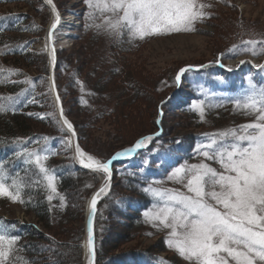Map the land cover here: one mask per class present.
I'll use <instances>...</instances> for the list:
<instances>
[{
    "label": "rangeland",
    "instance_id": "rangeland-1",
    "mask_svg": "<svg viewBox=\"0 0 264 264\" xmlns=\"http://www.w3.org/2000/svg\"><path fill=\"white\" fill-rule=\"evenodd\" d=\"M8 1H0V20L6 19V22L0 23V69L2 62L7 61L6 65L18 68L23 77L19 93L12 95L4 91V94L6 97H18L19 102L9 108H18L19 114L41 122L31 132L38 136L30 140L20 136L18 147L12 150L16 154L25 150L48 149L45 153L48 159L44 164L56 177L58 193L51 201L48 200V205L52 211L64 210L65 236L62 233L58 238L47 232L34 215L25 212L22 203L12 202L6 197H0V218L32 227L44 237L36 238L38 245L57 251V254L41 253L36 264L53 261L70 264L74 257L76 264H86L84 244L88 238L90 218L87 215L88 203L106 180L108 184L110 178L109 193L112 189V194L101 205L98 224L99 243L102 252H107L99 257L98 264H123L127 258L124 256L135 252H150L167 264H187L167 247V231L157 230L146 222L143 213L153 204L149 208L145 206L146 209L139 205H143L146 197L154 201L143 189L154 182L159 187H180L168 181L167 177L173 167L200 161L194 150L198 143L205 140L206 134L225 132L254 119L238 109L235 101L242 97L249 78L264 86V68L256 67L264 65L261 45H257V55L241 50L245 47L242 41L264 40V0H200L211 7L205 9L209 15L194 24L195 31L153 35L143 40L131 39L127 31L115 36L103 29L86 27L102 23V18L97 13L95 21L88 19L90 9L85 0H53L64 24L49 38L48 28L55 14L47 0ZM11 19L16 29L19 28L18 32L5 31ZM50 42L58 50L54 84L62 104L63 117L73 125L78 145L84 153L104 162L111 153L131 147L143 136L155 137L146 148L150 150L147 155L138 156L133 162L138 170L134 166H116L111 177L87 171L92 176L82 178L85 187L72 192L69 199L63 201L60 200V196L64 195L60 191L59 176L66 168H77L79 160L75 153L74 136L65 126L61 131L60 107L50 80ZM15 47L26 48L24 56L27 61L23 62L25 58L19 54L2 58L6 51ZM241 61L245 63L241 64ZM201 65L205 67H198ZM186 66H197L191 71L198 70L199 75L190 76L185 85L183 77L189 71L184 73L177 92L170 93L175 74ZM215 66L232 73L233 81L230 82L217 70H210ZM28 80L31 83H25ZM14 84L16 82L12 80L7 86ZM21 92L24 95L18 96ZM172 94L175 97L161 107ZM200 100L204 101L203 118L199 111L192 108ZM0 103L9 105L11 102L0 100ZM152 159L154 166L151 165ZM8 160L12 164L9 175L12 170L14 175H20L23 164L25 168L31 167L28 172H34L29 180L25 179L26 182L31 185L33 180H42V176L37 175L38 169L25 164L22 157L16 155ZM145 160L150 163L145 165ZM51 163L58 166L56 170L50 167ZM59 167L65 171L60 172ZM136 171L158 178L144 182L146 185L143 188L138 185L141 177ZM45 183L28 187L41 189L47 197L49 192ZM132 214L141 216V219L129 218ZM65 219L69 223L66 224ZM70 238L74 241H68ZM29 241L23 238L20 247L16 246L12 264L36 261V257L24 249L23 245ZM115 247L117 251L113 250Z\"/></svg>",
    "mask_w": 264,
    "mask_h": 264
},
{
    "label": "snow or ice",
    "instance_id": "snow-or-ice-1",
    "mask_svg": "<svg viewBox=\"0 0 264 264\" xmlns=\"http://www.w3.org/2000/svg\"><path fill=\"white\" fill-rule=\"evenodd\" d=\"M47 3L52 5L55 14L51 24V30H54L60 16L53 0H47ZM85 3L90 9L88 19L95 21L97 13L102 18V23L86 27L103 29L115 36L127 31L131 39L140 40L153 35L195 31L194 24L208 16L205 9L211 7L200 0H85ZM51 30L49 37L52 36ZM242 44L245 47L241 50L253 55L258 54L257 45H261V51H264V40H246ZM52 58L54 62V50ZM194 67L197 66H186L179 70L175 77L177 85L182 75ZM256 67L264 68V65ZM12 71L9 70L10 73ZM3 82L0 80V83ZM52 89H55L54 83ZM23 95V92L18 94ZM59 99L57 95V102ZM0 100L11 102L9 105L0 103V112L19 102L18 97L12 96L0 97ZM235 104L245 115L254 119L225 132L206 134L205 140L198 143L194 150L200 161L173 167L167 177L168 181L180 187H159L154 182L143 189L154 201L151 209L143 213L146 222L157 230L167 231V247L187 264H264V86L257 85L249 78L247 88ZM192 108L199 111L203 118V100L194 103ZM60 116L61 131L66 126L75 135L73 125L63 118L62 108ZM156 122L160 123L159 120ZM44 139L48 140L47 137ZM154 139L153 135L143 136L106 162L84 153L78 144L75 153L84 168L110 177V166L114 160L136 155ZM47 152V148H41L25 150L16 155L22 157L25 164L38 169L37 175L42 176V180H33L31 185L46 182L44 186L49 192L47 199L51 201L58 193L56 177L44 164L48 159ZM149 163L144 161L145 165ZM31 185L19 173L10 176L0 163V197L23 204L24 189ZM105 187H101L93 196L90 205L87 248L93 256L91 216L96 212L97 197L105 192ZM60 200L63 201L64 197L60 196ZM18 239V236L9 235L8 226L0 222V264H12Z\"/></svg>",
    "mask_w": 264,
    "mask_h": 264
},
{
    "label": "trees",
    "instance_id": "trees-1",
    "mask_svg": "<svg viewBox=\"0 0 264 264\" xmlns=\"http://www.w3.org/2000/svg\"><path fill=\"white\" fill-rule=\"evenodd\" d=\"M9 2L8 0H6V3ZM1 21L6 22V19H2ZM8 32H18L19 28L16 29V27L13 24V20L11 19L9 22V27L5 30ZM2 31V32H5ZM1 32V33H2ZM25 50L26 48L23 50V47H15L12 50H8L6 51V55H2V58L5 57H12L14 54H19L21 57H24L25 60L27 61V57L24 56L25 54ZM22 51V53L20 52ZM10 53V54H8ZM26 55V54H25ZM222 55V54H220ZM218 55V57L220 56ZM11 62V61H10ZM7 61H3L1 64V69L3 70L2 72H0V80H3V83H0V97H6V95L4 94L8 92L12 95H15L17 93L20 92L21 86L22 84L20 83V79H22V75L20 74V71H17L18 68L16 67H10L8 65H6ZM28 65H30L29 62H27ZM8 66V67H7ZM17 66V65H16ZM13 70L11 73L9 72V70ZM210 70H217L219 72H221L224 77H227L228 80L230 82L233 81V76L227 72L222 71L221 68L215 66V68L213 67ZM196 76L199 75V72H194V71H189L184 77H183V81L186 85V83L189 80L190 76ZM175 77L176 74L173 78V89L171 90L170 93H172L174 90L177 89L178 85L175 82ZM198 78V77H197ZM14 81L16 82V84L14 85H10L7 86V84L10 81ZM235 89V87L233 88V90ZM3 93V94H2ZM18 108L16 109H12V108H8V110L4 111V112H0V158H2L3 160H5L3 163L5 170L8 172V170L12 167V164L6 160V156L7 155H11V157L13 158L14 153H12V149L15 147H18V140L21 137L23 138H27V140H30L31 138H35L36 136H38L37 134L33 135V132L35 130V127L37 124H41L40 120H30V118L28 116H26V114H19L18 113ZM134 145V144H133ZM119 150L111 153L105 160L104 162H106L107 160H109L115 153H117ZM150 151L148 149L143 150L140 154L139 157L142 158V156L145 154L147 155V152ZM156 163V162H155ZM132 165V167L136 164H134L133 162L130 164ZM152 166H154V159H152ZM120 166V165H118ZM124 166H127V164H124ZM50 167H52L53 170L57 169V165H54L53 163L50 164ZM62 167H59V171L61 172ZM124 168V169H126ZM134 169L138 170L139 167L138 166H134ZM13 169V168H12ZM24 170V171H23ZM29 170H31V167H22L21 168V173L20 175L23 176L24 174H26L25 179L29 180L30 179V175H33V171L28 172ZM65 171V170H63ZM15 171L12 170L10 176L14 175ZM137 174V176H140L141 178L139 179V181H141L140 183H138V185L140 187H143L146 185L144 182H152V180L158 178V177H154V176H150L147 177L143 174H139L140 172H135ZM90 177L92 175L88 174L87 171L85 170H80L77 168H74V166L71 167V169L66 168V171L64 172V174L59 176V187H60V191L61 193L64 195V199H69V196L72 192H78L80 189H82L83 187H85V184L82 183L83 177ZM11 181L9 180L8 183H10ZM112 194V189L110 190V193L108 195L107 198H105L104 200L101 201V203L98 206V212H97V217H96V255H97V264L99 263V257H102L103 254H106V252H102V248L100 246L99 243V233H98V224H99V216H100V210H101V205L110 197V195ZM23 199L25 200V203H23V207L25 209V212H27V214L29 215H34V217L38 220L39 224H42L43 228L49 232L52 233L53 235L55 234V237H58L60 234H64L65 236V229H66V225H63L64 220L63 218L65 217L64 214H62V212L64 210H59L61 211L59 213V211L54 210L52 211V209L50 208V206L48 205V199L46 197V194L44 192L41 191V189H38L37 187H32V188H25L24 192H23ZM146 196H144L145 198ZM153 204V202L151 201V199L149 200L147 197L144 200L143 205H139V207L141 208L143 206V209L149 208V206H151ZM146 206V208H145ZM59 213V214H58ZM135 216L130 215L129 218H134V219H141V216H138L137 214H134ZM65 223H69V220L65 219ZM0 222H3L6 226H8V234L9 235H15L18 236L19 239L17 241V247L21 245V240L23 238H28L30 241L28 244H24V249L25 251L30 254V255H34L33 257H36V261L35 260H30L32 262H26V264H34L33 262L38 263L39 262V257L41 253H46V252H50L52 254H57V251L54 249H49L48 246H41L38 245L35 240L36 238H44L42 235H39L37 233V231L35 229H33L32 227H27V226H22L21 224H18L17 222L14 221H9L4 219L3 217L0 218ZM12 225H15V227H11ZM62 234V235H63ZM59 238V237H58ZM68 241L72 242L74 241L73 239H68ZM27 245V246H26ZM32 245V246H31ZM38 247H40L38 249ZM65 248H67V245L65 246ZM20 249V248H19ZM114 251H117L118 248H113ZM40 251V252H39ZM66 255V254H65ZM64 255V256H65ZM63 256V257H64ZM74 257V256H73ZM125 258L126 260L123 262V264H156L158 262L162 263V264H167V262L162 261V260H158L157 258L154 257V255H152L150 252H135L132 254H129ZM46 264H57L56 262H48ZM70 264H76V259L74 257V260L72 259V262H70ZM122 264V263H120Z\"/></svg>",
    "mask_w": 264,
    "mask_h": 264
},
{
    "label": "water",
    "instance_id": "water-1",
    "mask_svg": "<svg viewBox=\"0 0 264 264\" xmlns=\"http://www.w3.org/2000/svg\"><path fill=\"white\" fill-rule=\"evenodd\" d=\"M48 6L50 7L51 5H49L48 4ZM53 50H54V53H55V61L53 62V64H52V67H51V74H50V80H51V84H53L54 83V70H55V67H56V62H57V60H56V51H55V49L54 48H51V51L53 52ZM54 92H55V94H56V96H57V91H56V88L54 89ZM58 104H59V107H60V110H61V108H62V104H61V101H60V99H59V102H58ZM64 118V117H63ZM60 119L62 120V118H61V116H60ZM66 127V126H65ZM66 129H67V127H66ZM69 131V130H68ZM71 134H72V132L71 131H69ZM75 132V131H74ZM73 135V134H72ZM74 136V148H76V145L78 144V136L76 135V133H75V135H73ZM118 163V160H114L113 162H112V164H111V166H110V168H111V172H112V168L116 165ZM111 177V176H110ZM109 182H108V184H107V186L105 187V192H106V190L107 189H109V187H110V181H111V179L109 178V180H108ZM99 191V189L94 193V195H96V193ZM108 192V191H107ZM93 195V196H94ZM102 195V193L97 197V205H96V212H95V214L94 215H92V229H93V242H94V256L91 254V261H92V264H96V253H95V220H96V213H97V207H98V204H99V202H100V196ZM93 198V197H92ZM92 200V199H91Z\"/></svg>",
    "mask_w": 264,
    "mask_h": 264
},
{
    "label": "bare ground",
    "instance_id": "bare-ground-1",
    "mask_svg": "<svg viewBox=\"0 0 264 264\" xmlns=\"http://www.w3.org/2000/svg\"><path fill=\"white\" fill-rule=\"evenodd\" d=\"M62 19V18H61ZM52 24V23H51ZM50 24V25H51ZM63 24H64V22L62 21V20H60V22H59V24H58V26H57V28H56V30L58 31V29L59 28H61L62 26H63ZM50 27V26H49ZM49 29V28H48ZM64 39V38H63ZM61 43V42H60ZM65 43V42H64ZM63 43V44H64ZM55 44V43H54ZM62 44V43H61ZM50 45H52V43L50 42ZM49 45V46H50ZM59 46V45H58ZM57 46V47H58ZM62 47V46H61ZM58 51V50H57ZM48 52H50V55H52L51 54V49H49V51ZM51 58H52V56H50ZM52 64V63H51ZM52 66V65H51ZM73 136V135H72ZM74 138V137H73ZM84 152V151H83ZM101 187H105V183H103L102 184V186ZM105 195V192L104 193H102V197ZM90 203H88V207H87V215H88V217H90V214H91V207H90ZM87 217V216H86ZM84 243V242H83ZM84 246H85V251H86V257H87V259H86V264H92V261H91V256L88 254L89 253V250H88V248H87V241L85 242V244H84ZM85 263V262H84Z\"/></svg>",
    "mask_w": 264,
    "mask_h": 264
}]
</instances>
